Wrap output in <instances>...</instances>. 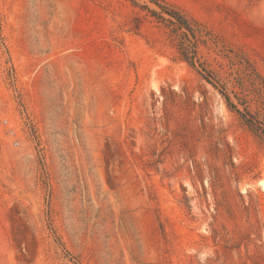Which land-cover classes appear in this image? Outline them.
Instances as JSON below:
<instances>
[{
    "label": "rangeland",
    "instance_id": "obj_1",
    "mask_svg": "<svg viewBox=\"0 0 264 264\" xmlns=\"http://www.w3.org/2000/svg\"><path fill=\"white\" fill-rule=\"evenodd\" d=\"M255 74L264 0H0V264H264Z\"/></svg>",
    "mask_w": 264,
    "mask_h": 264
},
{
    "label": "trees",
    "instance_id": "obj_2",
    "mask_svg": "<svg viewBox=\"0 0 264 264\" xmlns=\"http://www.w3.org/2000/svg\"><path fill=\"white\" fill-rule=\"evenodd\" d=\"M152 1V0H150ZM167 15H169L170 17H172L173 19H175L177 22H179L181 25L183 26H187V22L186 20L183 19V17L177 13L174 12L172 10H167L166 11ZM183 57L185 59V61H187L190 65H193V59L189 58L186 54H183ZM205 71V70H203ZM255 73V72H254ZM256 77H258V79H260V86L261 89H259V91L261 93L264 94V82L263 80L259 77V75L255 74ZM263 89V91H262ZM263 100H264V96H263ZM264 103V102H263ZM246 114L249 115L250 118H246V115H241V119L243 121V123L248 127V129L253 132L255 135H257L259 138H261L264 141V117L259 118V117H253L252 115L249 114V112L246 111Z\"/></svg>",
    "mask_w": 264,
    "mask_h": 264
}]
</instances>
